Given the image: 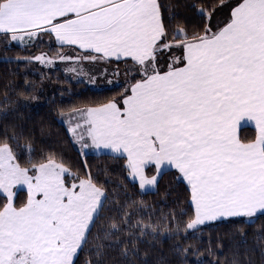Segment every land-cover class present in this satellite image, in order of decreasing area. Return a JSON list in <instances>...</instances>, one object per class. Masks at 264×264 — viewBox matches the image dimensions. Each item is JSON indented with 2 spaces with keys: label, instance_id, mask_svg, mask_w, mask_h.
<instances>
[{
  "label": "snow or ice",
  "instance_id": "1",
  "mask_svg": "<svg viewBox=\"0 0 264 264\" xmlns=\"http://www.w3.org/2000/svg\"><path fill=\"white\" fill-rule=\"evenodd\" d=\"M171 7L183 11L166 20L160 0H0V35L26 49L54 36L73 52L31 57L41 63H124L130 70L118 95L71 109L69 130L82 149L123 159L141 189L177 170L191 209L185 221L174 214L169 221L179 251L180 237H195L207 222L264 216V0H178ZM4 99L7 115L12 101L7 93ZM247 125L254 132L241 138L238 129ZM20 135L0 136V264H77L109 193L91 171L73 173L54 154L24 160ZM130 219L124 212L98 230L102 242L89 250L101 259L87 264H103L106 248L160 231ZM129 228L139 231L125 239Z\"/></svg>",
  "mask_w": 264,
  "mask_h": 264
},
{
  "label": "trees",
  "instance_id": "2",
  "mask_svg": "<svg viewBox=\"0 0 264 264\" xmlns=\"http://www.w3.org/2000/svg\"><path fill=\"white\" fill-rule=\"evenodd\" d=\"M177 2L160 0L166 20L173 11H183L171 7ZM40 52L47 55L58 52L73 54L67 48L61 49L48 35L37 40L34 46L29 44L27 49L23 44L6 40L0 35V136L6 131L21 134L17 151L23 153L24 160L31 157L35 161L41 156L54 154L73 173L91 171L109 193L104 215L93 227L89 243L79 253L77 264L101 259L89 250L102 242L96 239V234L110 221L121 220L124 212L131 217L129 224H155L160 231L157 235L136 240L135 244L106 248L103 264H264V216H258L255 223L242 220L207 222L195 237L189 235L184 240L181 236L183 243L178 251L175 248L177 237L168 235V228L174 227L169 221L173 214L179 221H185L191 209L186 182L177 178V170H165L156 188L144 191L138 181L128 175L123 159L110 153H83L75 143L68 124L60 121L59 117L70 113L73 108L104 103L118 95L125 87V74H131L124 63H120L118 68L112 64L117 69V81L112 87L95 89L84 81L72 79L61 67L47 69L31 59ZM78 52L75 50V53ZM5 93L12 101L7 115L4 114ZM253 132L254 127L244 126L238 134L243 138ZM147 172L153 175L155 169H148ZM25 195L26 190L19 192L20 198ZM132 231L139 230L126 229L124 238ZM188 245L192 247L184 252L183 246Z\"/></svg>",
  "mask_w": 264,
  "mask_h": 264
},
{
  "label": "rangeland",
  "instance_id": "3",
  "mask_svg": "<svg viewBox=\"0 0 264 264\" xmlns=\"http://www.w3.org/2000/svg\"><path fill=\"white\" fill-rule=\"evenodd\" d=\"M68 55H72V53H68ZM38 62L44 68H47V69H54L55 67H61L72 79L84 81L89 87L95 88V89H105V88L112 87L117 81L116 80V70H117L116 67H114L113 65L109 66L106 63H96V64L83 63L82 65L78 66L75 64H70L69 62H62L58 60L52 64L41 63L40 61ZM72 67H76L77 69L76 72H72L68 70ZM81 68L83 69L82 71H81ZM59 119L60 121H63L68 124V130L72 127V122H71L72 118L70 116V113L61 115ZM248 126H252V125H248ZM69 132L72 134L70 130ZM73 140L79 146L81 145L79 142L76 141L74 136H73ZM80 149L82 150L83 153L87 152L84 149H82V146H80ZM155 188L156 186L152 185V186H149L147 189H143V190L152 191Z\"/></svg>",
  "mask_w": 264,
  "mask_h": 264
},
{
  "label": "crops",
  "instance_id": "4",
  "mask_svg": "<svg viewBox=\"0 0 264 264\" xmlns=\"http://www.w3.org/2000/svg\"><path fill=\"white\" fill-rule=\"evenodd\" d=\"M53 38H54V36H53ZM54 41H55V38H54ZM14 43H17V44H22L20 41H13ZM55 43L56 44H58L56 41H55ZM78 50V49H77ZM79 51V50H78ZM76 54H79V52L78 53H76ZM248 126V125H247ZM242 127H244V126H242ZM242 127H240V128H242ZM239 128V129H240ZM239 129H238V131H239ZM81 146V145H80ZM85 151H87V152H94V153H108L107 152V150L105 151V152H101L100 150H96V149H94V148H90V149H87V150H85ZM169 169H174V168H169ZM153 186H156V185H153Z\"/></svg>",
  "mask_w": 264,
  "mask_h": 264
}]
</instances>
